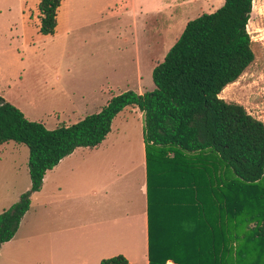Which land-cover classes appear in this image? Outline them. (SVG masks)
<instances>
[{"label":"trees","instance_id":"1","mask_svg":"<svg viewBox=\"0 0 264 264\" xmlns=\"http://www.w3.org/2000/svg\"><path fill=\"white\" fill-rule=\"evenodd\" d=\"M60 3L38 0L39 34L53 33ZM251 6L252 0H223L187 20L152 67V89L123 90L73 123L46 128L0 96V145L26 146L30 181L0 211V244L13 236L44 172L74 148L96 146L115 114L136 107L146 161L148 264H264V185H257L264 184V122L219 96L253 60L246 30ZM201 150L214 157L196 153ZM219 165L233 178L223 180ZM100 264L130 263L116 254Z\"/></svg>","mask_w":264,"mask_h":264},{"label":"rangeland","instance_id":"2","mask_svg":"<svg viewBox=\"0 0 264 264\" xmlns=\"http://www.w3.org/2000/svg\"><path fill=\"white\" fill-rule=\"evenodd\" d=\"M222 1L132 0L140 5L133 23L130 10L123 11L118 0H109L106 8L102 7L107 0H62L53 33L41 35L37 32L38 0H0V95L21 104L29 120L39 121L71 101L82 106L79 113L89 114L107 97L123 90H150L151 69L162 60L184 22L213 11ZM142 9L149 10L145 13ZM167 10L176 17L174 26L162 38L149 39L147 26L164 28ZM246 30L253 60L235 81L222 88L219 96L241 104L264 122V0H252ZM141 121L138 109L129 107L114 117L112 128L130 129L131 136L142 130ZM2 147L0 193L10 198L15 191L24 192L29 187L28 151L25 145L13 141L4 142ZM198 153L214 157L206 150ZM218 170L223 180L233 178L229 168L219 165ZM29 207L17 238L29 235L31 249L11 264H38V258L41 264L45 256L44 246L40 243V247L38 241L39 193L30 195Z\"/></svg>","mask_w":264,"mask_h":264},{"label":"crops","instance_id":"3","mask_svg":"<svg viewBox=\"0 0 264 264\" xmlns=\"http://www.w3.org/2000/svg\"><path fill=\"white\" fill-rule=\"evenodd\" d=\"M118 1L123 11L130 10L135 23L140 5H134L132 0ZM107 4L109 0L102 8H106ZM142 10L146 13L149 9ZM170 12L167 10V21L161 30L147 26L145 32L149 39H154L153 36L162 38L164 32H170L177 21ZM146 46L150 48V42ZM137 81H140L139 72ZM2 98L25 113L21 104ZM68 103L69 106L64 109L56 108L46 113L39 122L46 128H53L61 118L65 119L61 123L67 125L86 115L85 112L79 113L81 105L72 101ZM102 105H97L95 112ZM126 108L129 107L117 114ZM139 115L142 118V112L139 111ZM112 120L109 131L100 143L94 147L74 148L44 172L39 189L31 193H39L38 241L45 251L41 264H100L102 258L116 254L122 255L130 264H148L147 178L143 130L141 128V131L130 136V129L112 128ZM2 144L0 155L4 152ZM21 192L22 190L15 191L10 198L0 193V211L12 204ZM29 204L13 236L0 244L1 264H11L20 254L25 256L31 249L29 235L17 238L21 224L29 215ZM166 261L172 263L171 260Z\"/></svg>","mask_w":264,"mask_h":264},{"label":"built area","instance_id":"4","mask_svg":"<svg viewBox=\"0 0 264 264\" xmlns=\"http://www.w3.org/2000/svg\"><path fill=\"white\" fill-rule=\"evenodd\" d=\"M164 264H172L171 262H169V261H165V263Z\"/></svg>","mask_w":264,"mask_h":264}]
</instances>
